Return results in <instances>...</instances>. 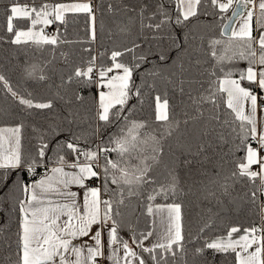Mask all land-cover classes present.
Returning <instances> with one entry per match:
<instances>
[{
	"label": "snow or ice",
	"instance_id": "snow-or-ice-1",
	"mask_svg": "<svg viewBox=\"0 0 264 264\" xmlns=\"http://www.w3.org/2000/svg\"><path fill=\"white\" fill-rule=\"evenodd\" d=\"M0 7V264H264V0Z\"/></svg>",
	"mask_w": 264,
	"mask_h": 264
},
{
	"label": "trees",
	"instance_id": "trees-1",
	"mask_svg": "<svg viewBox=\"0 0 264 264\" xmlns=\"http://www.w3.org/2000/svg\"><path fill=\"white\" fill-rule=\"evenodd\" d=\"M21 2H25V0H21ZM4 3H7V0H0V5ZM37 3H39V0H37ZM203 20L205 24L208 26L209 34L218 36L220 31L221 21L216 20L215 22H211L212 21L211 16H205L203 17ZM3 23H4V14L2 7H0V24ZM82 23H83V18H81V25ZM77 34H79L80 36L83 35V32L80 30V26L72 25L69 28V38L75 39L77 37ZM17 56L20 57V61L22 63L25 59V55L23 52H18L14 49H10L7 47H0V67H6V68L18 70L17 61L15 59ZM29 58L33 59L34 61H39L40 59H42L41 57H39V55L33 57L31 53H29ZM16 78H18V71L16 75H13V79ZM10 104H11L10 100H6L2 95H0V110L9 107ZM0 117H2V112H0ZM10 122L11 121H7L3 118H0V124L10 123ZM109 131L114 133L116 132V129L112 128ZM112 157L115 158L114 153L112 154ZM157 202L163 203V200L158 199ZM137 215L139 216L138 221L134 220L133 222L136 223L138 229L145 230L146 228H148L151 224L152 218L146 215H139V213H137ZM259 220L260 217L259 215L256 214V211L252 210V207L250 205H246L244 210L239 215L233 213L232 218L230 220L218 221L215 232L219 233L224 231L230 223L240 224L244 227H247L251 225L253 222L259 223ZM185 228H186V232H191V233H194L197 228V222L195 220V211L188 207H186ZM124 235L127 236V231H125Z\"/></svg>",
	"mask_w": 264,
	"mask_h": 264
},
{
	"label": "rangeland",
	"instance_id": "rangeland-1",
	"mask_svg": "<svg viewBox=\"0 0 264 264\" xmlns=\"http://www.w3.org/2000/svg\"><path fill=\"white\" fill-rule=\"evenodd\" d=\"M230 11H231V10H230ZM230 11H229V12H230Z\"/></svg>",
	"mask_w": 264,
	"mask_h": 264
}]
</instances>
